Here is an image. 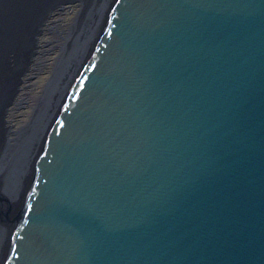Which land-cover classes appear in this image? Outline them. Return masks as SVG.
Segmentation results:
<instances>
[{
  "label": "water",
  "instance_id": "95a60500",
  "mask_svg": "<svg viewBox=\"0 0 264 264\" xmlns=\"http://www.w3.org/2000/svg\"><path fill=\"white\" fill-rule=\"evenodd\" d=\"M85 1L91 50L0 168V264H264V0Z\"/></svg>",
  "mask_w": 264,
  "mask_h": 264
},
{
  "label": "bare ground",
  "instance_id": "6f19581e",
  "mask_svg": "<svg viewBox=\"0 0 264 264\" xmlns=\"http://www.w3.org/2000/svg\"><path fill=\"white\" fill-rule=\"evenodd\" d=\"M93 7L94 2L89 6L85 0L50 5L21 40V21L0 28L1 169L6 168L7 158L19 167L23 142L29 144L46 127L57 99L73 82L97 36ZM20 187L17 181L16 188ZM9 226L0 224V247L8 238Z\"/></svg>",
  "mask_w": 264,
  "mask_h": 264
}]
</instances>
